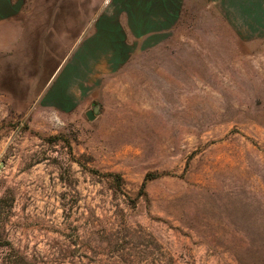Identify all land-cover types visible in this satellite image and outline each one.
Here are the masks:
<instances>
[{"label": "rangeland", "instance_id": "obj_1", "mask_svg": "<svg viewBox=\"0 0 264 264\" xmlns=\"http://www.w3.org/2000/svg\"><path fill=\"white\" fill-rule=\"evenodd\" d=\"M124 1L1 23L0 241L19 264H264V0ZM50 26L66 58L103 43L66 111L38 97Z\"/></svg>", "mask_w": 264, "mask_h": 264}, {"label": "crops", "instance_id": "obj_2", "mask_svg": "<svg viewBox=\"0 0 264 264\" xmlns=\"http://www.w3.org/2000/svg\"><path fill=\"white\" fill-rule=\"evenodd\" d=\"M124 3L126 7H129V2L127 0H125ZM18 4L17 0H0V25L6 21L16 20L15 16L18 11ZM76 7V18L74 16L75 5H73V8L68 11L71 14H68L66 17L63 15L62 24L68 22L74 25L76 21L77 26H80L79 6ZM55 11L58 12L57 9H55ZM17 21L19 20H16V22ZM16 25L17 23H12L13 27ZM109 25H112V21H109ZM9 26L11 29V25ZM118 27L120 28V25H118ZM140 28H144L143 21ZM94 29L95 31L92 36H89L88 42L84 45L83 49H78L77 54L74 53L73 56L69 58H66L65 54L62 53L64 45L58 40L59 34L62 36L65 33L59 32L57 28L52 26L42 29V38L40 40L43 65L40 68V73H36L37 76L40 75L43 85L38 95L41 100L49 102L51 106L57 109L66 111L72 109L90 93L91 85H95L97 82V75L90 73V71L88 72V68L90 69L91 66H94L93 63L97 60V47H100L98 44L103 45V43L98 40L96 26H94ZM15 34L19 35V32L16 31ZM9 36L10 39L7 41L4 40L6 39L4 36L3 39L0 38V53L14 50V44L17 45L18 41H13L12 36H14V32L12 30H10ZM77 37L79 38L80 34H78ZM119 38L121 39V37ZM82 50H84L86 55H82ZM107 50L109 53V48H105V52H107ZM25 51L32 52V45L26 43ZM108 63L110 68L116 65L111 52ZM82 68H87V70L82 72Z\"/></svg>", "mask_w": 264, "mask_h": 264}, {"label": "trees", "instance_id": "obj_3", "mask_svg": "<svg viewBox=\"0 0 264 264\" xmlns=\"http://www.w3.org/2000/svg\"><path fill=\"white\" fill-rule=\"evenodd\" d=\"M18 258L8 241H0V264H19Z\"/></svg>", "mask_w": 264, "mask_h": 264}, {"label": "water", "instance_id": "obj_4", "mask_svg": "<svg viewBox=\"0 0 264 264\" xmlns=\"http://www.w3.org/2000/svg\"><path fill=\"white\" fill-rule=\"evenodd\" d=\"M97 113H98V107L94 108L92 111H88L86 113V117L88 120H92Z\"/></svg>", "mask_w": 264, "mask_h": 264}]
</instances>
